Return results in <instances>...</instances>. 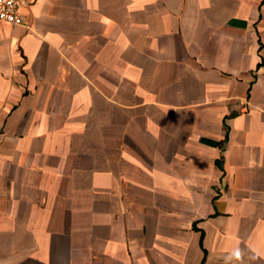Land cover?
<instances>
[{
  "label": "crops",
  "instance_id": "obj_1",
  "mask_svg": "<svg viewBox=\"0 0 264 264\" xmlns=\"http://www.w3.org/2000/svg\"><path fill=\"white\" fill-rule=\"evenodd\" d=\"M20 13L0 20V264H264V0Z\"/></svg>",
  "mask_w": 264,
  "mask_h": 264
},
{
  "label": "built area",
  "instance_id": "obj_2",
  "mask_svg": "<svg viewBox=\"0 0 264 264\" xmlns=\"http://www.w3.org/2000/svg\"><path fill=\"white\" fill-rule=\"evenodd\" d=\"M27 4V0H0V20L12 26L22 25L24 18L20 8Z\"/></svg>",
  "mask_w": 264,
  "mask_h": 264
},
{
  "label": "clouds",
  "instance_id": "obj_3",
  "mask_svg": "<svg viewBox=\"0 0 264 264\" xmlns=\"http://www.w3.org/2000/svg\"><path fill=\"white\" fill-rule=\"evenodd\" d=\"M243 250L237 246L233 248L227 256H225L224 264H233V261L240 262V264H243ZM262 254L260 252H256L254 256L251 257V259H256L257 257L261 256Z\"/></svg>",
  "mask_w": 264,
  "mask_h": 264
}]
</instances>
